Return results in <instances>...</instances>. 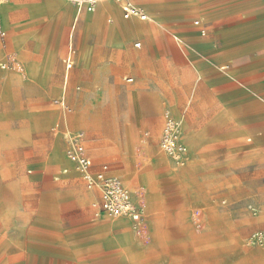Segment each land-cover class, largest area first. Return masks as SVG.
<instances>
[{"label": "rangeland", "instance_id": "1", "mask_svg": "<svg viewBox=\"0 0 264 264\" xmlns=\"http://www.w3.org/2000/svg\"><path fill=\"white\" fill-rule=\"evenodd\" d=\"M39 1L0 4V64L5 65L0 66V209L7 220L6 227L0 222V264H264V148H256V138L240 135L234 124H213L225 113L231 114L230 122L239 116L245 97L240 98L238 82L226 79L230 96L219 101L221 86L213 81L204 86L190 63L191 49L153 24L146 52L142 39L125 34L109 49L105 30L114 16L93 17L98 7L68 3L76 13L68 18L59 11L45 41H40L33 35L42 32L49 19L26 14L30 4ZM200 1L221 18L207 25L200 15L191 14L179 27L204 26L210 40L240 23L242 1L259 10L257 22L264 18V0ZM152 19L159 23L157 16ZM165 46L170 49L164 55L160 49ZM64 59L74 61L73 69ZM44 62L49 85H40L34 70ZM56 98L65 99L73 112L52 106ZM246 98L251 104L256 95L247 89ZM220 114L224 116L217 118ZM169 119L180 123L187 147L180 164L161 145ZM77 129L87 133L96 168L108 164L133 195L144 200V230L129 219L128 228L110 231L114 237L132 238L128 250L120 246L84 252L81 243L96 224L128 219H113L95 208V221L71 228L70 208L76 200L62 188L55 198L62 228H56L49 242L32 235V211L46 190L42 184L59 185L81 176L74 167L68 175L61 173L68 167L67 133ZM189 131L202 132L195 145L186 141ZM55 147L63 158L50 162ZM19 236L39 246L18 247L10 241Z\"/></svg>", "mask_w": 264, "mask_h": 264}, {"label": "crops", "instance_id": "2", "mask_svg": "<svg viewBox=\"0 0 264 264\" xmlns=\"http://www.w3.org/2000/svg\"><path fill=\"white\" fill-rule=\"evenodd\" d=\"M128 1L131 3L133 2L132 4H135L134 6L144 10L148 15V19L139 20L136 17L126 19L124 17L121 4L115 1L101 2L96 6L98 7V10L94 11L95 15H93V17L95 18H102L106 15H111L112 17L114 16L113 23L108 25L105 30L106 43L111 45L109 49H113V46L119 42L120 36L125 34L129 39H142L145 44L144 52H146V39L149 36L148 34H150L152 31V24L169 33L175 39L180 41L181 44L191 49L192 53L190 59L192 60L190 63L193 64L192 68L203 81L204 86L209 85L210 81H213L218 85V87L221 86L222 93H220L219 101L225 102L229 99V83H225L229 80V78L236 80L240 86V98H245L244 102L243 100L240 101L238 113L239 116L237 119L233 122H230L228 118L231 116V114L225 113L224 119H215L213 124L217 128H223L228 124H234L239 128L240 135L250 134L256 138V148H264V18L261 22H257V18L260 14L259 10L251 4H247V1H242L238 9L239 19L241 20L240 23L237 24L235 28L222 29L220 31L221 35H218L219 38L216 40H210L205 37L207 35L206 30L203 28L201 29V27L204 26H200L199 30L198 27H194L189 23L184 24V26H186L184 29H180L179 27V22L191 14L200 15L203 21H206L207 25L214 24L219 18H221L222 15H220L219 11L206 10L208 4L201 3L200 0ZM68 3L72 4L68 0H41L39 2L30 4L28 10H26V14L30 18L38 19L41 17H47V19H49V23L45 29L40 33H35L33 37H37L40 41H45V37L49 33V30L53 24L54 17L59 11L63 10L68 18L72 17L76 12L70 7ZM104 5H108L110 9L106 13L100 14V9ZM87 15H90V13H87ZM155 16L158 17L159 23L152 19ZM200 23L201 20L195 21V24L197 25H200ZM6 35L7 33L5 32V36ZM215 36H217V34H215ZM136 46L141 47V42H137ZM169 49L170 48L167 46L162 47L160 49L162 50L160 53L165 55L169 52ZM156 52L159 53V51ZM49 55L52 54L51 52L47 51L46 57L49 58ZM248 58L251 60L247 61ZM68 61L73 62V66L71 68H68L67 66ZM64 62L68 69H73V60L64 59ZM235 62H239L240 65L238 68L231 67V65ZM47 65L45 62L39 65H34V70L39 77L38 81L40 85L50 84V77L45 73V71L48 70ZM163 67H166V62H163ZM128 79L132 80L129 81ZM226 79L227 81H225ZM124 80L128 83L133 82V78L128 76H125ZM225 86L227 87L222 88ZM247 89L256 95V98L251 100V104H248L246 98ZM55 100H63V102L71 109V111H67L61 104H55ZM51 105L60 108L66 113L73 112V108L63 98L53 99L51 101ZM216 116L219 118L224 115L222 114L221 116L220 114ZM59 126L60 124L57 123L56 128H59ZM80 131L85 133V145L87 148L88 136L84 129L68 131L66 140L67 145L68 135L70 133H76ZM201 136L202 132L196 134L193 131H189L186 135V141L191 145H195L199 140H201ZM247 140L253 141V137H249ZM87 153L92 159L94 171H99L104 165H107L109 168V165L104 163L97 169L95 160L88 152V148ZM62 158L63 156L58 147H55L49 155L50 162L61 161ZM261 158L264 162V154H262ZM66 159L67 160H64V162L68 167L62 169V175L69 174V167H74L76 173H79L75 165L68 159V157ZM109 174L118 176L124 182V180L119 175L113 173L110 168ZM58 180L59 178H55V181ZM55 181L49 180V183ZM124 184L126 187H128L125 182ZM43 188L46 190H41L42 192L40 195L38 208L33 209L31 215V224L33 226L32 235L45 237L46 241L49 242L50 239L54 238L56 228H62V220L57 219L56 216L59 210L56 209L57 206L55 205L57 191H59L61 188L66 189L71 198L76 200L75 205L70 208V214L72 215L69 219L71 228L77 227L80 223H89L96 220L95 216L98 215L95 212V208L100 209V192L97 189H88L81 176L78 179L71 178L65 180L59 185H52L51 183L42 184V189ZM132 196L137 202L144 201L136 198L133 193ZM93 197L95 198V201L94 203H91ZM3 210L4 209H0V222L6 227L5 223L7 220L4 216ZM64 212H66L65 209ZM101 219L102 217H99L98 221H101ZM129 224V219L128 221H117L113 225L100 223L96 224L95 232L90 233V235H88L87 238L81 243L84 252L115 249L120 246L128 250L133 242L132 238L128 234H125L122 237H114L110 231L114 227H117L118 229H126L131 225ZM10 241L18 247L39 246L33 241L31 243H27V239L23 240L22 236H19L18 238H11ZM46 253L51 254L52 250L46 249Z\"/></svg>", "mask_w": 264, "mask_h": 264}, {"label": "built area", "instance_id": "3", "mask_svg": "<svg viewBox=\"0 0 264 264\" xmlns=\"http://www.w3.org/2000/svg\"><path fill=\"white\" fill-rule=\"evenodd\" d=\"M3 0H0V4ZM78 7L95 9L104 1H115L121 4L124 17L126 19L136 17L139 20H147L148 15L139 7L134 6L128 0H68ZM5 36V32L2 33ZM139 45V44H137ZM5 67L4 64H1ZM68 68L73 66V62H67ZM131 81L132 79H128ZM55 104H61L67 111L71 109L63 100H55ZM85 133L80 131L68 135L67 157L75 165L77 171L83 178L85 185L90 190H99V207L102 212L107 213L111 218L130 219L135 227L140 230L146 228L145 210L143 202L134 200L131 191L124 182L115 175L109 174V168L104 165L99 171L93 170V162L87 153L85 145ZM161 145L164 151L172 157L176 164H180L187 147L182 139L180 123L174 119H169L166 123Z\"/></svg>", "mask_w": 264, "mask_h": 264}, {"label": "bare ground", "instance_id": "4", "mask_svg": "<svg viewBox=\"0 0 264 264\" xmlns=\"http://www.w3.org/2000/svg\"><path fill=\"white\" fill-rule=\"evenodd\" d=\"M133 3V2H132ZM135 5V4H134ZM110 8H109V6L108 5H104L103 7H102V10H101V12H100V14H104V13H106L108 10H109ZM106 15V14H105ZM1 164V163H0Z\"/></svg>", "mask_w": 264, "mask_h": 264}]
</instances>
